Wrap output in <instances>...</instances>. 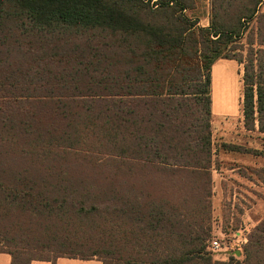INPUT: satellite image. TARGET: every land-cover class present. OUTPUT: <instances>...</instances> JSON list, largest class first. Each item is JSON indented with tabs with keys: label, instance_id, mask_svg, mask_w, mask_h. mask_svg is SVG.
<instances>
[{
	"label": "trees",
	"instance_id": "trees-1",
	"mask_svg": "<svg viewBox=\"0 0 264 264\" xmlns=\"http://www.w3.org/2000/svg\"><path fill=\"white\" fill-rule=\"evenodd\" d=\"M130 2L0 0L2 43L28 38L65 43L83 36L94 37V32L100 31L121 37L99 45L123 56L121 69L113 73L63 70L43 76L39 71L35 75L49 78L42 88L25 87L20 82L0 83V125L8 122L10 126H3L2 130L10 133L18 121L19 130L26 135L43 126L39 122L42 111L57 108L59 114L70 118L67 130L57 134L58 129L49 125L42 131L50 135L48 140L42 147L36 142L30 144L31 153L43 157L64 153L75 149L81 139L87 142V137L93 135L102 142L100 146L110 149L108 156L116 163V169L126 167L116 175L132 179L142 169H149L196 177L203 190L199 197L202 209L191 207L186 198L177 202L175 198L153 200L149 196L151 200L143 202L141 193L116 189L110 201L115 205L113 208L110 204L101 210L96 205L87 208L86 200L74 197L75 187L68 191V187L60 184L69 179L67 171L49 167L41 175H35L31 170L0 167V238L6 229L3 221L19 205L63 221L75 216L88 219L93 212L96 218L103 219L113 213L114 222L119 224H115L117 230L127 226L118 237L129 248L95 246L87 254L73 253L83 260L99 257L102 264H213L205 249L210 237L214 157L212 68L220 59L243 65L246 129L255 131L258 122V132L264 134V12L257 17L264 0L241 1V7L247 9L238 10L234 9L236 0H212L208 28L198 27L197 22L184 16L189 7L181 0L166 3L161 0L164 7L157 9L140 7L142 0L131 2V7ZM145 11L151 20L158 18L159 22H144L139 13ZM255 17L257 25L252 39L246 41V52H238L242 46L238 42L249 29L246 21ZM78 126L86 133L76 136L71 132ZM77 203H82L81 208L74 210ZM71 211L75 214H70ZM76 244L79 243L67 238L62 246ZM11 257L12 264H20L19 260L15 262L14 255ZM234 260L217 264H264V220L251 234L244 260Z\"/></svg>",
	"mask_w": 264,
	"mask_h": 264
},
{
	"label": "rangeland",
	"instance_id": "rangeland-1",
	"mask_svg": "<svg viewBox=\"0 0 264 264\" xmlns=\"http://www.w3.org/2000/svg\"><path fill=\"white\" fill-rule=\"evenodd\" d=\"M129 1L135 2V0ZM160 1L142 0L143 5L140 7H152L153 9L164 7L161 6ZM241 1L244 0H236L234 9H247V7H241ZM131 2L130 7L133 6ZM162 2L166 3L167 0H162ZM181 2L186 5L185 7H189L184 11L187 19L197 22V26L201 28L210 26L212 0H181ZM258 9L257 17L264 12V2ZM148 15L151 16L148 11L139 13V17L144 22L152 24L159 22L158 18L151 20ZM257 17L246 21L249 29L238 42L242 44L238 52H246V41L252 39L254 35L253 29L257 25ZM93 35L94 37L83 36L81 39L55 44L36 38H28L21 42L2 43L0 41V83L20 82V85L25 87L42 88L48 84L47 79H49L43 76H50L51 72L75 70L101 73L105 70L113 73L119 71L122 53L112 51L110 48L104 50L105 46L99 45V42H113L118 38L121 40V37L118 34L112 35L109 32L100 33V31H95ZM243 46L245 50L242 51ZM101 49L104 51L100 52ZM43 70L47 71L44 73ZM39 71L43 76L35 75ZM243 74V65L235 60L220 59L212 68L213 153L223 148L220 147L221 138L233 143L232 145H237L238 136L245 134L251 137L250 145L256 149L258 155V165L253 174L241 170L239 173L242 177L237 173H229L226 178L218 174L221 172L222 163L215 156L213 157L212 195L209 201L211 208L208 222L210 237L205 242L206 252L210 253L213 264L229 262L231 259L242 262L251 234L264 220V134L258 132V122H255V131L249 132L250 130L246 129L245 120L243 121ZM28 75L33 76L26 77ZM222 89H226V92H222ZM223 106L227 108L223 109ZM41 113L39 122H42L43 126L36 130L32 129V132L26 135L19 130L18 121L10 133L2 130L3 126H10L8 122L5 121L0 125V167L13 168L16 171L17 169L31 170L35 175H41L49 167L67 171L70 173L69 179L60 181V184L68 187V191L75 187L74 197L81 196V201L86 200L87 208L96 205L101 210L104 205L109 204L113 208L115 205L110 201L114 196L113 190L116 189L131 192L130 194L141 193L143 202L151 199L159 200L162 197L175 198V201L181 202L186 198L191 207L202 209L199 197L203 190L196 181V177L186 174H166L149 169H142L132 179L116 175L120 169L126 167L116 169V163L108 156L111 153L110 149L100 146L102 142L96 141L93 135L87 137V142L81 139L75 149L64 153L48 157H43L39 153H31L30 144L36 142L41 146L48 140L50 135L42 132L44 129L53 124L58 129L56 133L63 134L67 130L70 119L59 114L60 111L57 108L54 111L49 109ZM249 125L251 127L252 124ZM71 132L76 136L86 133L79 126ZM229 147L232 148L230 145ZM217 177H221V181ZM194 178L195 180L191 183L190 181ZM242 178L250 179L251 183L243 181ZM218 192L221 195L219 198L217 197ZM149 196L152 198H148ZM74 205V210H78L82 203ZM69 206L72 205L69 204ZM70 214L75 213L71 211ZM110 214L102 219L96 218L93 212L88 219L75 218V216L71 220L63 221L56 216L51 217L37 211H30L19 205V209L3 221L6 229L0 238V252L14 255L17 258L15 262L19 263V260L20 264H28L31 259H35L36 262L50 260L53 264L56 261L65 264H102V259L99 257L83 260L79 254L73 252L81 251L80 253L87 254L95 249V246L110 249L129 248L120 242L118 237V233L121 236L123 231L127 230V226L123 225L125 228L117 230L115 224L118 226L119 224L114 222L115 215ZM202 214L204 212L198 215ZM67 238L72 243L77 241L79 244L66 245L63 248L62 243L67 241ZM214 239L221 242L222 250L216 252L208 250L210 242ZM240 242H243L242 251L237 254L240 251L237 250ZM225 247L230 250L225 251ZM59 248L75 249V251L60 253Z\"/></svg>",
	"mask_w": 264,
	"mask_h": 264
},
{
	"label": "crops",
	"instance_id": "crops-1",
	"mask_svg": "<svg viewBox=\"0 0 264 264\" xmlns=\"http://www.w3.org/2000/svg\"><path fill=\"white\" fill-rule=\"evenodd\" d=\"M214 75L216 76V73H214ZM222 92H226V89H222ZM223 101L225 102L226 100L223 99ZM222 108L226 109L227 106H223ZM243 130H245L244 126H243ZM238 138H239L238 139L239 141L237 145H232L233 143H229L228 141L224 140L225 138H221L222 145H220V147H223V148H221L220 151H215L214 153L215 158L218 159L222 163L221 170H220L221 172H218V174L222 178H226L229 173L230 174L237 173V175L242 177V174L239 173V171L241 170L249 172L250 174H253L254 171H256V168L258 165V155H257L256 149L252 147V145H250L251 137L244 134L242 136H238ZM229 145L232 146L233 149L230 148ZM215 177L216 176H214V178ZM221 177H217L219 181H221ZM242 179L243 181H247L251 183L250 179H244V178ZM220 196L221 195L218 192L217 197L219 198ZM56 262L54 264H65V263H62L61 261H58L57 263ZM0 264H12V257L9 254L1 253L0 254ZM32 264H53V263L35 261V262H32ZM69 264H72V263H69Z\"/></svg>",
	"mask_w": 264,
	"mask_h": 264
},
{
	"label": "built area",
	"instance_id": "built-area-1",
	"mask_svg": "<svg viewBox=\"0 0 264 264\" xmlns=\"http://www.w3.org/2000/svg\"><path fill=\"white\" fill-rule=\"evenodd\" d=\"M210 246L208 247V250L212 251V252H216V251H220L222 250V247H221V242L218 240V239H214L212 242H210ZM242 245H243V242H240L237 246H238V249L237 250H240L238 253L236 251L237 254H239L242 250ZM230 250L228 247H225V251H228Z\"/></svg>",
	"mask_w": 264,
	"mask_h": 264
}]
</instances>
